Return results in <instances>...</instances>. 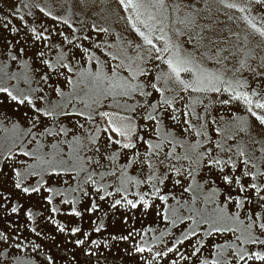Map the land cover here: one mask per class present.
Here are the masks:
<instances>
[{
	"label": "rangeland",
	"instance_id": "rangeland-1",
	"mask_svg": "<svg viewBox=\"0 0 264 264\" xmlns=\"http://www.w3.org/2000/svg\"><path fill=\"white\" fill-rule=\"evenodd\" d=\"M227 2L236 3L238 8L243 7L245 10L241 12L238 8H228L225 6ZM165 3V8L157 6L152 10L157 19L149 20L148 12L144 11L137 18V14L132 9H126L119 0H84L83 3L81 0H0V86L7 87L17 95L22 90L30 92L31 89L43 88V92L32 94H46L47 99L57 106L55 119L41 116L37 126L33 128L31 108L18 106L6 94L0 93V232L4 233V237L0 238V264H146L156 251H166L168 247H172L174 241L181 238V230L191 231L192 228H196L197 236L180 245L179 253L173 252L167 257L158 258L160 264H212L217 259L226 260V264H245L244 261H239L237 252H264V244L242 242L249 232L264 240V231L259 229L264 220L253 223L252 210L264 217V208L259 207L258 197L253 195L254 203L246 201L243 208H237L235 199L239 198L238 189L223 185L221 181L215 184L211 181L204 182L208 176L216 175V170L200 166L195 173L196 180L191 182L195 184L199 181L204 187L200 200L191 205L192 193L183 192V187L190 181L176 175L168 167L169 164L178 168L183 165L186 170L190 166L189 161L171 159L165 164H160L158 161L164 158L163 152L159 156L146 157L147 145L139 140H136L137 147L131 152L138 150L140 155L132 163L129 162L131 152L124 149H119V157L114 161L102 158L91 150L95 146L86 139L90 137L95 125L81 117L63 116L59 113L80 110L88 114L92 108L97 112L114 113L118 111L116 101L120 99L123 103V100L111 96L104 98L94 94L84 85L80 86L84 87V91H81L80 87L68 84L63 77L57 79L49 73V83L62 89L63 95H59L53 87L39 80L46 67L35 53L42 49L46 53L44 58L55 61L62 51L72 47L64 42L49 50L44 48L46 43H59L64 40V36L87 35L90 39L75 40L74 43H80L88 48L90 53H94L108 75H111L112 68L120 65L117 72L124 77L128 75V65L136 60L138 55H145L146 58L144 42L137 32L143 31L147 35L151 26L154 25L157 29L163 27L164 33H152L153 42L158 47H163V42L154 37L166 34L172 41L179 43L182 49L195 52L197 60L206 70L221 71L224 80L231 83L232 89L229 92L222 91L221 94L212 91L181 93L184 100L174 105L183 112L187 110L183 107L185 103L192 104L189 96L202 98L203 103L192 105L195 113L202 119L196 120L193 117L191 122L197 126L203 124L210 141L205 140L204 136H197L195 131H183L182 115L181 123L161 117L163 122L159 133L155 131L156 122H148L150 130L148 127H142L144 120L141 116H136L133 121L136 136L159 142L157 135L179 134L183 146L178 144L175 153L181 156L186 152L191 155L188 145H196L198 141H205L203 147L197 148L198 151L211 148L214 153L220 151L216 148L217 143H223L225 147L231 145L234 160L239 162L251 159V163L257 166L251 167L252 172H257V168L264 171V136L258 135L252 129L254 118L247 111L248 106L242 100H230V95L234 92L246 93L253 100V110L259 115H264V111L254 108L257 100L264 102V75H257L264 73V36L255 31L248 22L251 20L257 28L264 31V3H257L256 0H165ZM40 9L59 19L53 20L43 15ZM186 17H194L195 23L183 22ZM6 20L11 21L9 29L15 27L18 29L17 33H11L3 27ZM63 20H67L72 28L62 23ZM141 20L145 23H140ZM43 27H47L52 33L50 41L34 39L31 29L36 28L39 32ZM97 29H107V32H99ZM49 32L44 34L48 35ZM59 32H63L64 36H59ZM94 44H99L100 47H93ZM136 44L142 47L137 48ZM75 51L79 53L78 59L83 57L80 59V65H77L78 71L81 66L84 70L96 71L97 66L94 60L89 59L88 54L78 49ZM13 55L17 56L16 60L12 59ZM112 56L116 59H112ZM149 63L158 62L152 60ZM225 65L228 69L226 71ZM162 67L167 70L166 66ZM157 71L153 69L152 75ZM186 75L182 73V77ZM73 79L77 80L78 77L74 76ZM238 80L246 82L247 86L238 87ZM160 86L163 87L162 84ZM219 86L223 89L228 87V84ZM253 90L259 95L252 96ZM165 95L172 94L166 92ZM154 98L158 99V94L154 93ZM143 99L137 96L129 103L134 104L136 100ZM223 99H229L230 103L220 104L218 101ZM93 100H96L97 104H93ZM38 104L46 107L43 102ZM85 104L92 107H85ZM171 111L168 109L167 113ZM25 112L28 113L27 116L23 115ZM242 120L248 122L244 131L241 130ZM96 124L103 127L107 121L96 116ZM61 127L68 131L67 135H56ZM183 128H187V125H183ZM45 129H49L52 134L45 133ZM259 131L264 133V126H261ZM99 135L101 139L97 143H104L108 134L101 132ZM171 136L165 138L164 151L172 149V145L166 142ZM229 136L233 139H228ZM74 137L82 140V148ZM133 139L135 140V137ZM74 146L79 149V159L74 153ZM117 148L118 146L111 145L108 151ZM239 150H244L245 156L241 157ZM24 152L32 155L25 156ZM9 156L12 158L8 159ZM96 160L101 161L99 167ZM153 169L155 178H164V184L157 183V187L160 188L161 195L168 196L166 204L152 197L153 186L149 177ZM249 179L245 178L244 183H248ZM177 180L180 181L179 184L176 183ZM18 181L22 187H39L40 191L25 194L15 187ZM252 182L260 184L261 178L258 177ZM100 186H103V190L97 192L96 189ZM212 189L219 191L213 192ZM229 191L234 197L232 202L225 200V193ZM85 192L88 195H85ZM105 192L112 195L100 200L99 196ZM145 192L149 193L146 197L150 204L147 211L142 205H138L137 209L123 206V196L135 201ZM117 199L122 200V205L113 208L111 205ZM177 200L189 202V207L200 209L206 216L219 217L220 223L215 225L216 227L235 231L208 236L206 232L212 227L210 224L197 227L191 221L173 227L170 221L164 220L163 216L157 213H162L165 207H179ZM93 202L98 208L89 213L86 209L90 208ZM12 207L17 208L16 213L11 212ZM73 208L81 215H69ZM53 209L56 211L53 212ZM179 212L183 216L190 214L183 207H179ZM61 225L65 228L64 232L59 231ZM249 225L252 227L249 228ZM75 227L80 228L81 232L73 235L71 229ZM97 227H101L100 232L95 231ZM128 232L133 233L128 241L111 239L112 235H127ZM84 233H87L89 238L85 240L84 245L77 247L75 241L84 239ZM91 240H96L100 247L92 245ZM197 240L203 244L200 252L190 259H180V255L190 256L194 247L200 246L196 243ZM136 244L151 246L153 252L137 254L133 250ZM221 247L223 253L217 255ZM85 250L95 252L96 255H86ZM151 264L156 262L152 261ZM247 264L264 262L253 259L248 260Z\"/></svg>",
	"mask_w": 264,
	"mask_h": 264
},
{
	"label": "snow or ice",
	"instance_id": "snow-or-ice-1",
	"mask_svg": "<svg viewBox=\"0 0 264 264\" xmlns=\"http://www.w3.org/2000/svg\"><path fill=\"white\" fill-rule=\"evenodd\" d=\"M83 3L84 0H81ZM119 2L126 7V9H132L134 13L137 14V18L139 15L143 14L144 11L148 12L149 20H156L157 17L153 13V9L159 6L160 8H165L166 3L165 0H119ZM224 2V0H222ZM257 3H264V0H256ZM225 6L228 8H238L236 3L227 2ZM177 7H179L177 5ZM19 9H17L18 11ZM239 11L243 12L245 9L243 7L238 8ZM43 15L50 17L53 20L59 19L56 16H52L50 12H45L44 9H40ZM15 15V13H12ZM21 19H23L21 17ZM247 19V17H245ZM185 23H195L194 17H186ZM249 24L254 28L255 31L259 32L261 36H264V31L257 28L255 24L252 23L251 20L248 21ZM10 20H6L3 24V27L8 29L11 33H17L18 29L12 27L9 29ZM62 23L68 25L69 28H72V25L67 21L63 20ZM140 23H145V21L141 20ZM53 30L55 28L53 26ZM75 29H73V32ZM99 32H107V29H97ZM159 31L160 33H164V28L160 27L157 29L154 25L150 27L149 33L146 35L143 31H138L137 35L144 42V52L145 55H138L136 60H133L127 67L128 75L121 77L117 69L120 65H117L115 68L111 69V75H108L104 72L103 66L100 65V61L95 57L94 53H90L89 49L84 47L80 43H74L75 40H88L90 37L87 35L84 36H64L63 32H59V36H64V40L57 43L56 41H52L51 43L44 44V48H48L51 50L52 48L59 47L61 44L66 42L68 45L72 47L62 51L55 61H51L47 58H44L46 53L41 49L38 50L35 55L40 57V62L46 67V71H44L40 76L39 80L43 81L49 87H53V90L59 94L63 95L62 89L59 86H53L49 83L51 77L49 73H52L57 77V79L63 77L68 84H74L76 87H80L84 85V87L91 90L94 94H98L107 98L109 96L115 98H121L116 101V107L118 108L117 112L110 113L108 111H99L97 112L95 108H92V111L88 114H85L83 111L77 110L74 112L70 111H62L59 115L70 116L75 115L81 117L83 119L88 120L90 123L94 124L95 127L91 132L89 139L91 145L95 147L93 150L95 153L99 154L102 158H107L108 160L114 161L119 157V149L129 150L131 152L132 149H136V140L143 142V144L147 145L148 151L146 152V157L150 155L159 156L161 152L164 154V158L159 160L158 163L165 164L167 161L171 159H175L177 161L184 159L189 161V167L185 170L184 166L181 165L179 168L174 164H169V170L174 172L176 175L183 176L184 179L189 180L187 186L183 187V192L192 193V201L191 205H195L197 201L200 200V193L203 190V183L197 181L193 184L191 181L196 180L195 173L197 172V167L203 166L209 170L215 169L216 175L208 176L204 182L211 181L212 184H215L217 181H221L223 185L229 186L230 188L238 189L237 196L239 198L235 199V206L237 208H243L245 206V202L254 203L252 200V196L258 197L259 207L264 208V171H261L257 168V172H252L251 167H257L255 164L251 163V159L234 160L232 158V146L229 145L225 147L223 143H217L216 148H218L219 152H213L211 148L206 149L205 151H198V147H203L205 141H198L196 145H188L191 149L192 154L189 155L187 152L181 156L175 153V148L178 144L182 145L180 135L177 134L175 136H171L170 133H165L164 136L157 135V141L159 142H151L146 139L144 136H136V126L133 124V121L136 116H141L144 120V125L142 127L150 128L148 124L149 121L156 122L157 127L155 131L157 133L160 132V125L162 124L161 117L164 119H171L178 123L180 122V116L184 117L181 127L183 131L190 132L195 131L197 136H204L205 140L210 141V137H208L207 132L205 131V126L201 125H193L191 122V118H195L196 120L202 119V117L195 113L194 107L192 105L196 103H203V99L199 97H191L188 99L192 101V104L185 103L183 107L187 109L186 111L181 112L179 107H175L174 105L178 104L179 101L184 100V96L181 93L196 92V93H206L209 91L215 92L217 94H221L223 92H229L232 89V85L230 82L225 81L221 71L211 72L206 70L200 62L197 60L195 52H189L187 49H182L179 43L172 41L164 35H156L154 38L156 40L163 42V47H158L152 38V33ZM33 37L36 41H50L52 33L49 32L47 27H43L41 31L37 32L36 28L31 29ZM45 32H49L48 35H45ZM137 48L142 47L139 44L135 45ZM93 47H100L99 44H94ZM80 50L83 53L88 54L89 59L94 60L95 65L97 66L96 71H87L82 69L78 71L77 65H80V59H78L79 53L75 50ZM23 49L21 48L20 51ZM154 50V51H153ZM219 51V50H217ZM202 55V54H201ZM112 59H116L115 56L111 57ZM13 60L17 59L16 55L12 56ZM155 60L158 63H149L150 61ZM218 63L220 61H217ZM243 63V62H242ZM162 65L166 66L167 70H165ZM153 69H157V73L152 75ZM224 70L227 69V65L224 66ZM2 71V68H0ZM183 74H187L182 77ZM71 74V75H69ZM258 76L264 75V73H258ZM78 77L77 80H74L73 77ZM143 77V79H141ZM190 77V78H189ZM228 84V87L221 89L219 85ZM238 87H246V82L237 81ZM163 85L161 87L160 85ZM84 87H80L81 91H84ZM43 88H35L31 89L30 92H25L22 90L18 95L13 94L7 87L0 86V93L6 94L11 101L15 102L18 106L30 107L32 110V127L35 128L37 126V122L40 120V117H49L55 119L57 117L56 107L52 104L51 101L47 99V95H33L32 93L43 92ZM234 92V90H232ZM171 93V96L165 95V93ZM154 93L158 94V99L154 98ZM87 94V93H86ZM259 93L255 90L252 91V96H257ZM142 97L143 100H136V102L129 103V101L133 100L134 97ZM153 98V99H148ZM230 100L243 101L245 105H247V111L254 118L252 123V129L261 136H264V133L259 131L261 126H264V115H259L256 111L253 110V100L250 99L249 95L246 93L234 92V94L230 95ZM229 99H223L218 101L220 104H228L230 103ZM38 102H43L46 107L39 106ZM93 104H97L96 100H93ZM99 106V105H98ZM73 107H75L73 105ZM85 107L91 108L92 105L85 104ZM254 108L264 111V102L257 100L254 103ZM150 109V110H149ZM171 109L170 113H167V110ZM163 110V111H162ZM167 113V115H165ZM24 116H27L28 113H23ZM96 116L107 121L106 126L101 127L96 124ZM242 128L244 131L247 129V121H241ZM183 125H187V128H183ZM83 127V125H81ZM151 130V128H150ZM45 133L52 134L49 129L44 130ZM103 132L107 135V140L104 143L98 144L97 142L101 139L100 133ZM217 133L219 134V129H217ZM44 134V133H41ZM64 134L67 135L68 131L63 127L60 128V131L56 133V135ZM171 136L170 139H167V143L172 145V149L170 151H164V143L165 138ZM135 137V140L133 139ZM77 144L80 147H83V142L79 137H74ZM228 139H233V137L229 136ZM111 145L118 146L117 149L109 152L108 148ZM74 153L76 154L77 159H79V149L74 146ZM128 154V153H126ZM226 154V155H223ZM23 155L30 156L32 155L29 152H24ZM140 153L137 150L136 152H131L130 163L134 162L137 157H139ZM239 155L241 157L245 156L244 150H239ZM12 157L9 156L8 159ZM96 164L99 167L101 164L100 160H96ZM151 167V164H150ZM228 169L229 171H226ZM239 173V174H237ZM59 174V173H56ZM113 175L115 173H112ZM19 176L20 173H17ZM103 175V174H102ZM258 177L261 178V183L257 184L252 181H256ZM166 178V176H165ZM245 178H250L248 183H244ZM149 180L152 181L153 193L152 197L155 199H159L162 203H167L168 196L160 194V188L157 187V183L160 185L164 184V178H155V169H153L152 175L149 177ZM89 181H91V176H89ZM177 184L180 183L179 180L176 181ZM17 189H20L23 193L30 195L31 193L39 192V187H22L21 182H17L15 184ZM103 190V186H100L96 189L97 192ZM251 190V192H249ZM50 191V190H49ZM119 191V189H118ZM213 192H218L219 189H212ZM247 193V195H245ZM88 195L87 192L84 193ZM112 193L105 192L104 195H100L99 199L104 200L106 196H110ZM149 196V193L145 192L139 195L137 200L127 199V196H123L122 199L125 202L123 206L130 207L131 209H137L138 205H142L145 211L150 207L149 200L146 197ZM175 199V197H173ZM234 199L231 191L225 193V200L227 202H232ZM51 203V200L48 201ZM206 203L208 201H205ZM122 205V200L117 199L111 205L113 208ZM177 205L179 207L185 208L190 214L188 216H183L179 212V207L170 208L165 207L162 213H157L158 215H162L163 219L166 221H170L173 227H178V224H184L186 221H191L192 224L199 227L201 224H210L212 227L209 231L206 232V235L211 236L213 233H220L224 231H235L234 229H227L216 227L215 225L220 223L219 217L206 216L202 213V211L195 207H189V202L184 201L181 202L177 200ZM98 206L95 202L92 203L91 207L86 209L89 213L96 211ZM56 209H53L55 212ZM253 211V223L257 220H264V217L259 215V213ZM12 213L17 212L16 207L11 208ZM29 217H31V213H28ZM72 216H80L81 213L76 211L73 208L72 212L69 213ZM196 217H199L197 219ZM127 221H125L126 223ZM102 227V226H101ZM101 227H97L95 229L96 232L101 231ZM249 228L252 225L248 226ZM259 229L264 231V223H260ZM59 231L64 232L65 228L63 225L59 226ZM81 229L78 227L72 228L71 233L73 235L80 233ZM196 228H192L191 231L181 230V238H178L174 241L172 247H168L166 251H156L151 255L150 260L146 261V264H151L152 261H155L156 264H160V257H167L169 253H179V246L184 245L185 241H191L192 237L197 236ZM133 236L132 232H128L127 235H112L111 239L128 241L129 238ZM4 237V233L0 232V238ZM88 234L84 233V239H77L75 244L77 247L84 245L85 240H87ZM239 239V237H238ZM243 243H253V244H264V240L259 239L254 236L251 232L247 234L245 239L242 241ZM196 243L200 245L199 247H194V251H192L190 256L180 255V259H190L192 256H196L197 253L200 252L203 244L197 240ZM91 244L96 247H100L96 240H91ZM134 252L137 254H143L144 252L152 253L153 249L151 246L145 247L140 244H136L134 246ZM223 247H221L220 252L217 255H222ZM86 255H96L95 252H89L85 250ZM132 253H129L131 255ZM239 261H244L247 264L248 260H256L264 262V252H252L251 254L246 251L237 252ZM143 259V257H141ZM203 264V262H202ZM212 264H226V260L217 259L212 262Z\"/></svg>",
	"mask_w": 264,
	"mask_h": 264
}]
</instances>
